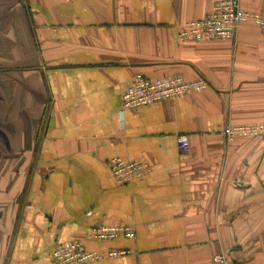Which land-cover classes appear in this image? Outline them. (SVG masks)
<instances>
[{
    "label": "crops",
    "instance_id": "0c3cea01",
    "mask_svg": "<svg viewBox=\"0 0 264 264\" xmlns=\"http://www.w3.org/2000/svg\"><path fill=\"white\" fill-rule=\"evenodd\" d=\"M264 14V0H242ZM209 0H0V264H54L57 245L127 254L88 264H264V32L181 41ZM136 75L202 93L121 113ZM189 137L191 150L177 145ZM151 172L119 185L107 161ZM128 226L134 239L89 238Z\"/></svg>",
    "mask_w": 264,
    "mask_h": 264
},
{
    "label": "built area",
    "instance_id": "2783aa9c",
    "mask_svg": "<svg viewBox=\"0 0 264 264\" xmlns=\"http://www.w3.org/2000/svg\"><path fill=\"white\" fill-rule=\"evenodd\" d=\"M241 1L209 0L210 13L203 19L186 23L179 32V39L197 42L232 39L236 36L239 27L247 22L253 23L264 32V14L246 11ZM208 87V82L202 78L189 81L175 76L152 80L143 75H136L124 93L121 113L194 93H202ZM223 134L228 143L234 142L237 138H260L264 137V124L228 126ZM177 145L184 153H189L191 150L190 140L186 135L177 138ZM107 166L119 185L133 183L151 172V167L146 163L128 162L119 157L109 159ZM119 237L134 239L135 231L128 226H98L89 235V238L98 242H110ZM125 254H127L126 251L89 252L80 241L74 240L57 245L52 253V259L54 264H88ZM214 262L215 264H231L224 254L216 255Z\"/></svg>",
    "mask_w": 264,
    "mask_h": 264
}]
</instances>
